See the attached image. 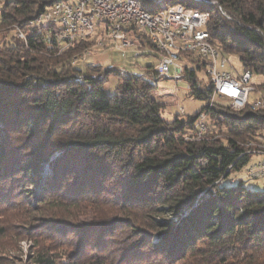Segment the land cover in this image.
<instances>
[{
    "label": "trees",
    "instance_id": "obj_1",
    "mask_svg": "<svg viewBox=\"0 0 264 264\" xmlns=\"http://www.w3.org/2000/svg\"><path fill=\"white\" fill-rule=\"evenodd\" d=\"M141 2L205 12L209 41L223 57L236 54L242 74L260 75L264 90V0ZM51 4L0 0V195L7 204L17 195L37 214L19 239L32 243L20 262L264 264V189L239 177L253 160L247 144L264 143V97L240 109L216 102L211 80L204 87L196 76H208L206 61L182 52L180 78L205 105L166 119L156 80L146 77L154 64L146 74L75 67L98 34L59 55L46 50L41 32L50 26L31 22ZM12 30L19 43L7 37ZM110 74L113 94L104 88ZM203 112L208 130L192 139ZM3 250L0 264L10 260Z\"/></svg>",
    "mask_w": 264,
    "mask_h": 264
},
{
    "label": "built area",
    "instance_id": "obj_2",
    "mask_svg": "<svg viewBox=\"0 0 264 264\" xmlns=\"http://www.w3.org/2000/svg\"><path fill=\"white\" fill-rule=\"evenodd\" d=\"M89 17L97 18V28L89 27ZM227 18L230 19L228 15ZM44 19L55 21L63 45L74 40L85 41L98 34L95 45L102 46L106 39H111L120 49L131 47L141 50L133 28L141 31L156 53L157 63L152 69L154 80L168 77L171 69L176 75L175 80H178L183 75L179 55L187 52L202 58L206 61V68L212 69L213 95H224L229 100L241 102L249 100V93L253 91L249 85V72L235 78L225 70L227 60L209 41V33L205 29L207 22L193 8L180 5L154 11L153 8H137L128 0H52V4L31 25H43ZM50 29L41 32V40L46 47L53 48ZM20 33L25 32L18 30V37ZM79 76L83 78V75ZM255 101L260 100H254L253 106ZM207 130L206 114L203 112L196 120L193 134H198L201 139ZM258 154L259 159L246 169V174L248 178L261 179L264 186V151Z\"/></svg>",
    "mask_w": 264,
    "mask_h": 264
},
{
    "label": "rangeland",
    "instance_id": "obj_3",
    "mask_svg": "<svg viewBox=\"0 0 264 264\" xmlns=\"http://www.w3.org/2000/svg\"><path fill=\"white\" fill-rule=\"evenodd\" d=\"M1 33L0 37L2 36ZM6 33L8 34L7 37L10 35L14 36V39L11 40L13 44L20 42L14 30ZM68 48L69 47L60 50L54 48L48 49V47H46V50H53L56 52V55H59ZM225 59L227 60L225 70L230 72L233 77L240 76L243 68L238 56L236 54H225ZM72 62L75 67L79 69H84L86 65H100V75L103 74V70L107 68H115L121 72L125 71L133 74H146L148 66L156 64L157 59L155 51L147 45H145L143 49L141 48V50L131 47L120 49L116 46L113 40L106 39L102 46H91L85 51L75 55ZM180 64L184 65L185 63L180 61ZM152 76V72H149L146 75L149 80H153ZM196 76L202 81L201 83L204 87L210 86L211 81L209 82L210 78L208 79L209 74L207 76L204 70H197ZM175 77L176 75L174 74L173 69H171L168 77H159L158 80L153 81L158 86L155 94L156 98L161 103L165 104L162 116L166 119H171L177 113H180L181 117H186L205 105L204 100L190 96L188 93V81L185 78L175 80ZM262 80L263 78L260 75L252 74L249 85L252 84L253 91L249 93V101L264 97V90L256 87L262 82ZM117 84L118 77L114 74H110L104 81V88L107 93L113 94ZM226 99L227 98L216 97L215 101L221 104H226ZM217 136L221 138L223 135ZM247 146L249 149L246 153L252 154L251 157L253 160L251 164H249V166H251L259 159L258 152L264 151V143L251 141ZM50 160H52V157L49 158V161ZM249 166L239 174V177L248 178L246 169ZM46 169L47 168L45 167L44 171ZM230 181H232V179H230ZM247 184L255 189H262L263 187L261 179L250 180ZM1 197L3 196L0 195V237H8V239L6 241L2 239L0 240V249L4 248L3 251L7 253V257L10 259L1 264H24L20 262V259H23V261L26 260V256L30 251L29 248L32 243L27 239H19L20 237H27V230L30 228L29 226L32 222H34L37 214L34 210L30 209L26 203L23 204V202H19L17 195L13 198V201L8 204L7 202H4Z\"/></svg>",
    "mask_w": 264,
    "mask_h": 264
},
{
    "label": "bare ground",
    "instance_id": "obj_4",
    "mask_svg": "<svg viewBox=\"0 0 264 264\" xmlns=\"http://www.w3.org/2000/svg\"><path fill=\"white\" fill-rule=\"evenodd\" d=\"M128 1H131L132 3H134L135 7H137V8L148 9L147 8L148 4H146L144 2H141L142 0L141 1H139V0H128ZM154 1L160 3L163 0H154ZM180 5H182V4H175V5L170 6V7H179ZM193 10H195L197 12H200V16L204 19L205 22H207V14L205 12L199 11V10L194 9V8H193ZM43 25H49L50 26V28H51L50 29V38L52 40V43L56 44V46L58 48H60V49L66 48V47L70 46L71 44H73L74 42L79 41V40H74V42H65L64 45H63V41L61 39L60 30H59V27H55V21H53L52 19H44L43 20ZM89 27L90 28H97V18L96 17H89ZM20 38L25 40V33H21L20 34ZM86 53H87V51H86ZM207 71H208L211 83L213 85V72H212V69L208 68ZM212 97H215V98L216 97L227 98V96H224V95H213ZM247 101L248 100H242L241 102H238V101L231 100L232 106L235 109L242 108L246 104ZM259 104H260V101H255L254 102V106H258ZM191 138L192 139H200V136H198V134H195ZM263 189H264V186H263Z\"/></svg>",
    "mask_w": 264,
    "mask_h": 264
}]
</instances>
